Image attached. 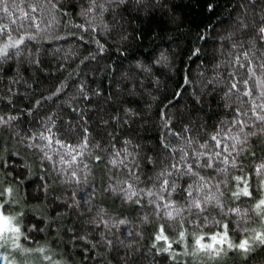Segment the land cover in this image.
<instances>
[{"label": "trees", "instance_id": "16d2710c", "mask_svg": "<svg viewBox=\"0 0 264 264\" xmlns=\"http://www.w3.org/2000/svg\"><path fill=\"white\" fill-rule=\"evenodd\" d=\"M88 3L0 5V25L25 37L19 55L0 60V116L15 117L0 125V188L12 190L4 215L29 250L0 253L14 264H264L253 239L264 233V210H253L264 199V123L248 111L251 97L225 95L233 44L264 51V0H105L83 15ZM238 109L248 112L243 131L230 123ZM227 127L237 139H223L228 151L216 157L211 136ZM181 149L189 160L207 152L213 167L202 157L197 176L170 179L175 191L162 192L157 176ZM244 180L251 196L237 198ZM189 184L201 208L190 207ZM224 224L234 247L198 250L196 239L212 243ZM161 227L167 242L155 239ZM244 239L247 251L235 247Z\"/></svg>", "mask_w": 264, "mask_h": 264}, {"label": "snow or ice", "instance_id": "6c2138e0", "mask_svg": "<svg viewBox=\"0 0 264 264\" xmlns=\"http://www.w3.org/2000/svg\"><path fill=\"white\" fill-rule=\"evenodd\" d=\"M105 0H89V3L86 7V9L83 11V15H88L90 12H92L94 9H99L101 12L104 10ZM118 2H123V0H118ZM139 2V0H138ZM0 5H3V12H8V7L6 4V0H0ZM13 23H15L13 21ZM240 28L244 29L247 27L242 21L239 22ZM22 27V25H21ZM38 28L39 25H36ZM18 29H9L6 25H0V60H4L9 58L10 56L19 55L21 51V46L25 44V37H20L19 39H13L11 32ZM27 39H32V37H27ZM203 39V37H201ZM256 39L259 41H264V26H261L257 30ZM233 47H239L240 51L235 54L233 61L231 63L236 66V70L233 72L228 73V91L225 93V95H228L229 93L235 92L238 97H251L250 100L244 101V103H247L249 108L248 111H250L257 120L264 123V115L257 114V109H259L261 112H264V51H253L252 46L249 45L247 49L244 47V43L240 42L238 45L236 43L233 44ZM10 49L15 50L11 51ZM198 51V50H196ZM195 54V53H194ZM243 70V73L241 74L240 70ZM259 72V76L257 73ZM239 76L240 79H236V77ZM249 81H252V88H249L248 90H243L246 88V86L249 84ZM209 83H212L209 81ZM260 88L261 91L259 95L255 93V88ZM55 94V93H54ZM257 101H260L259 103ZM40 102L37 101V104ZM236 118L231 121L230 123L233 126H238L240 128V131H243V125L246 124V121L241 119V116H247L248 112H242L239 109L236 112ZM15 117L9 116L7 120L3 116H0V125L8 123L11 120H14ZM51 119V118H49ZM165 126L167 127V121H165ZM187 130V129H185ZM50 131V130H49ZM232 128H222L221 131L217 132L215 135L211 136V140L215 142V146L217 148H221V151L215 152L214 155L216 157H220L223 152L228 151V146L225 144L222 146V140L223 139H237V137H233L231 135ZM40 140H48L49 144L46 145L50 146L52 142L51 136H45L43 132L39 134L38 137ZM32 139H36V137H32ZM87 137H85V140ZM59 143V141H57ZM189 146L191 145V140L186 141ZM125 143H128L127 141ZM34 146V145H29ZM63 146V145H62ZM164 148H168V144L162 145ZM203 149H208L207 144L200 145ZM233 148H235V144L232 145ZM182 155L179 156V159L176 160L175 163H172L169 168L164 169L161 171L157 179L160 180L163 179V184L161 185V191H168V189L171 187L173 191H175V184H169V180L172 179L173 181L178 176L188 175V176H197L198 173L193 171L194 167H199V161L203 157L204 158V166L205 167H213L214 160L211 155H208L207 152H196L191 157V160L188 159V153L184 152L181 149ZM121 153L117 151L115 153V156L119 157ZM130 155V154H127ZM127 155L125 156V159L127 158ZM230 155V153H229ZM45 156L47 157V153H45ZM48 159H51V157H47ZM75 157H73V160ZM227 163V160L224 161ZM112 163L115 165L117 163L116 160H113ZM120 164H124L125 167H127V164H125V160H120ZM186 165V167H184ZM233 166H235L233 164ZM137 167L135 163H133V168ZM261 169H264V165H261L260 168H258L257 175L261 174ZM174 172L176 175H174ZM130 175L133 174V169H129ZM238 181L241 180L240 177L236 178ZM203 178L201 177V181ZM196 182L194 181V184ZM244 187L241 188L240 191L233 193L234 196L239 198V196L243 195L246 197L251 196V192L248 190L247 181L244 180ZM198 188L201 187L200 184L196 185ZM129 188L131 189V185H129ZM193 188V184H189L188 189L185 191L187 192V198L189 199V205L190 207L195 208H201V201L193 195V191L191 190ZM11 188H0V249H6L7 247L11 246L14 249H20L23 251H29L28 249H23L21 244L19 243L20 237L22 235L21 229L19 227H16L13 225V220L15 217H9L4 215L5 210V204L8 203V200L6 197H10L11 195ZM149 195H152L151 192L148 193ZM131 195H136L135 192H131ZM169 195H171V192H169ZM211 197H205L204 203H208ZM167 207V205H166ZM258 215L261 214V210H264V199H260L258 203L255 204V208L253 209ZM203 211V209H201ZM235 211H239L236 209ZM169 216H171V213H168ZM224 231L222 233H216L213 234L210 237V240L212 243H201L202 240H204V237L201 236L196 239L195 243L198 246V250L201 251H209V252H216V254H219L216 250V245H225L227 244L228 248L234 247V245L229 242L228 240V225L224 224L223 226ZM24 239H27V236H24ZM155 239L157 241L164 240L167 242V237L163 235V228L161 227L160 233L156 235ZM181 239H183V233H181ZM254 240H258L260 243L264 244V233H257L254 237ZM249 241L247 239H244L240 241L238 245H235V247L242 249L244 251L248 250ZM169 248H171V244L168 245ZM40 252H44V248L37 249ZM167 250V249H165ZM0 259L6 260L7 257H4L2 254H0ZM45 259L50 260L51 257H45ZM11 264V262H9Z\"/></svg>", "mask_w": 264, "mask_h": 264}, {"label": "rangeland", "instance_id": "374dc122", "mask_svg": "<svg viewBox=\"0 0 264 264\" xmlns=\"http://www.w3.org/2000/svg\"><path fill=\"white\" fill-rule=\"evenodd\" d=\"M7 216V215H6ZM2 249H0V251H1ZM3 252V251H2ZM1 254V253H0ZM6 257V256H5ZM7 260H8V258H7ZM6 260H4V259H0V264H2V262H5ZM9 262H11V264H14V263H12V261L11 260H8ZM9 262H7V263H5V264H9Z\"/></svg>", "mask_w": 264, "mask_h": 264}]
</instances>
